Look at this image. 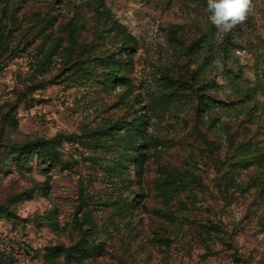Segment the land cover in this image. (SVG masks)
I'll use <instances>...</instances> for the list:
<instances>
[{
  "label": "rangeland",
  "instance_id": "1",
  "mask_svg": "<svg viewBox=\"0 0 264 264\" xmlns=\"http://www.w3.org/2000/svg\"><path fill=\"white\" fill-rule=\"evenodd\" d=\"M209 15L0 0V264H264V0Z\"/></svg>",
  "mask_w": 264,
  "mask_h": 264
},
{
  "label": "clouds",
  "instance_id": "2",
  "mask_svg": "<svg viewBox=\"0 0 264 264\" xmlns=\"http://www.w3.org/2000/svg\"><path fill=\"white\" fill-rule=\"evenodd\" d=\"M252 0H207L210 22L221 33H227L246 21Z\"/></svg>",
  "mask_w": 264,
  "mask_h": 264
},
{
  "label": "trees",
  "instance_id": "3",
  "mask_svg": "<svg viewBox=\"0 0 264 264\" xmlns=\"http://www.w3.org/2000/svg\"><path fill=\"white\" fill-rule=\"evenodd\" d=\"M7 119L8 120H15V117H14V115H12V114L9 113V114H7ZM50 143H51V140L50 139H46V138L39 137V138H36L34 140L33 145L34 146H46V145H48Z\"/></svg>",
  "mask_w": 264,
  "mask_h": 264
}]
</instances>
